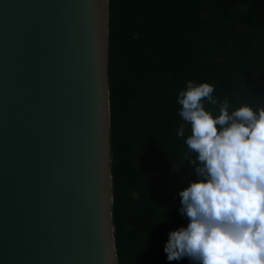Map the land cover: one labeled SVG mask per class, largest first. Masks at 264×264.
Segmentation results:
<instances>
[{
	"label": "water",
	"instance_id": "1",
	"mask_svg": "<svg viewBox=\"0 0 264 264\" xmlns=\"http://www.w3.org/2000/svg\"><path fill=\"white\" fill-rule=\"evenodd\" d=\"M112 202L108 0H0V264H117Z\"/></svg>",
	"mask_w": 264,
	"mask_h": 264
},
{
	"label": "trees",
	"instance_id": "2",
	"mask_svg": "<svg viewBox=\"0 0 264 264\" xmlns=\"http://www.w3.org/2000/svg\"><path fill=\"white\" fill-rule=\"evenodd\" d=\"M108 78L117 264H196L164 251L189 223L179 193L199 179L177 96L207 82L230 113L264 107V0H108Z\"/></svg>",
	"mask_w": 264,
	"mask_h": 264
},
{
	"label": "clouds",
	"instance_id": "3",
	"mask_svg": "<svg viewBox=\"0 0 264 264\" xmlns=\"http://www.w3.org/2000/svg\"><path fill=\"white\" fill-rule=\"evenodd\" d=\"M214 90L189 80L177 96L185 122L177 135L190 126L184 156L199 179L179 193L189 223L169 232L164 251L169 261L264 264V107L244 104L230 113L229 100L218 103Z\"/></svg>",
	"mask_w": 264,
	"mask_h": 264
}]
</instances>
